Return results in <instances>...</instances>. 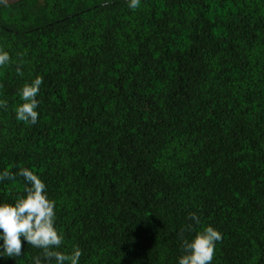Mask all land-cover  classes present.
<instances>
[{
    "label": "trees",
    "instance_id": "obj_1",
    "mask_svg": "<svg viewBox=\"0 0 264 264\" xmlns=\"http://www.w3.org/2000/svg\"><path fill=\"white\" fill-rule=\"evenodd\" d=\"M0 49V172L45 182L62 250L178 264L196 213L222 234L212 264H264V0H0ZM26 187L0 182V203ZM23 248L0 264L42 255Z\"/></svg>",
    "mask_w": 264,
    "mask_h": 264
},
{
    "label": "clouds",
    "instance_id": "obj_2",
    "mask_svg": "<svg viewBox=\"0 0 264 264\" xmlns=\"http://www.w3.org/2000/svg\"><path fill=\"white\" fill-rule=\"evenodd\" d=\"M129 8L135 10L140 0H128ZM11 57L7 51L0 49V67L9 64ZM18 74L22 75L20 69ZM43 78L37 76L26 83L19 92L22 103L15 109L16 119L25 124H36L39 119V100ZM7 103L0 100V109H6ZM22 177L27 183L25 195L13 203H0V259L17 258L23 255V244L41 249L42 255L33 258V264H80L83 251L79 246H73L70 251L62 250L64 236L56 227V202L49 198L45 182L28 168H22L17 174L8 170L0 172V182L15 180ZM189 219L194 225H200L201 219L196 213H191ZM190 225L188 231L195 234L191 239L183 237L182 255L178 264H212L216 244L222 239V234L211 225L195 231ZM23 242V243H22Z\"/></svg>",
    "mask_w": 264,
    "mask_h": 264
},
{
    "label": "rangeland",
    "instance_id": "obj_3",
    "mask_svg": "<svg viewBox=\"0 0 264 264\" xmlns=\"http://www.w3.org/2000/svg\"><path fill=\"white\" fill-rule=\"evenodd\" d=\"M4 1H6V2H10V1H13V0H4Z\"/></svg>",
    "mask_w": 264,
    "mask_h": 264
}]
</instances>
